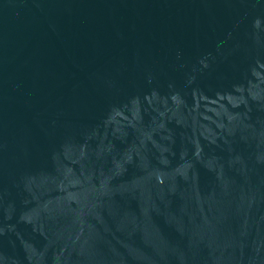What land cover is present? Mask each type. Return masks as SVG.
<instances>
[{"label":"water","instance_id":"1","mask_svg":"<svg viewBox=\"0 0 264 264\" xmlns=\"http://www.w3.org/2000/svg\"><path fill=\"white\" fill-rule=\"evenodd\" d=\"M0 264H264V0H0Z\"/></svg>","mask_w":264,"mask_h":264}]
</instances>
